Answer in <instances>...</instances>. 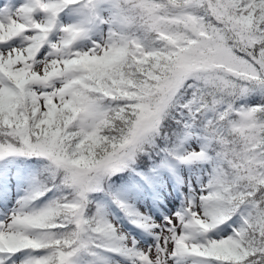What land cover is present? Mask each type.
I'll return each mask as SVG.
<instances>
[{"label":"snow or ice","instance_id":"obj_1","mask_svg":"<svg viewBox=\"0 0 264 264\" xmlns=\"http://www.w3.org/2000/svg\"><path fill=\"white\" fill-rule=\"evenodd\" d=\"M0 264H264V0H0Z\"/></svg>","mask_w":264,"mask_h":264}]
</instances>
